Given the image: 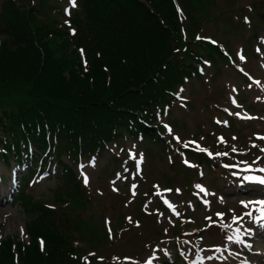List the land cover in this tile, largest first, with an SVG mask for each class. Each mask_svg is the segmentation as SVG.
<instances>
[{
  "label": "rangeland",
  "instance_id": "obj_1",
  "mask_svg": "<svg viewBox=\"0 0 264 264\" xmlns=\"http://www.w3.org/2000/svg\"><path fill=\"white\" fill-rule=\"evenodd\" d=\"M14 2L32 5L41 23L52 21L47 16L56 23L68 16L83 22L84 0H75V7L70 0ZM176 2L184 23L181 45L191 38L212 40L225 59L205 56L210 57L200 78L180 90L182 99L160 120L159 144L125 138L101 157L82 163L79 176L90 202L87 208L71 206L76 211L70 214L67 247L74 264H264V221L255 220L260 206L242 204L264 199V185L243 180L264 176L259 171L264 168V0ZM8 41L0 34V44ZM43 42L56 58L69 53L54 36ZM62 75L68 79L67 71ZM24 99L11 92L1 95L9 104ZM8 180L4 192L12 191V197L24 184L23 193L43 204H65L57 201V179L47 173L30 185L31 179L23 183L18 177L14 186ZM7 196L2 200L0 192V240L13 235L26 242L23 209ZM233 217L243 219L233 223ZM237 235L242 243L227 239Z\"/></svg>",
  "mask_w": 264,
  "mask_h": 264
},
{
  "label": "trees",
  "instance_id": "obj_2",
  "mask_svg": "<svg viewBox=\"0 0 264 264\" xmlns=\"http://www.w3.org/2000/svg\"><path fill=\"white\" fill-rule=\"evenodd\" d=\"M83 5V22L72 19L71 36L53 20L41 23L33 7L6 1L0 10V33L9 39L0 44V160L6 166L56 164L57 201L65 203L48 207L19 196L28 242L4 237L0 264H74L67 247L70 214L76 211L71 206L87 208L90 202L78 164L101 156L124 134L157 139L152 126L177 88L200 76L197 67L206 55L219 53L195 38L181 45L184 23L176 0ZM48 35L62 40L66 50L82 47L85 64L75 50L56 58L44 46ZM10 92L24 101H2Z\"/></svg>",
  "mask_w": 264,
  "mask_h": 264
},
{
  "label": "snow or ice",
  "instance_id": "obj_3",
  "mask_svg": "<svg viewBox=\"0 0 264 264\" xmlns=\"http://www.w3.org/2000/svg\"><path fill=\"white\" fill-rule=\"evenodd\" d=\"M70 2H71V4H72L73 7L76 6V4H75V0H70ZM66 11H67V10H66ZM73 34H74V33H73ZM198 39H199V37H198ZM241 59H244V57L241 56ZM165 127L168 128L167 125H165ZM168 130L171 132V129H170V128H169ZM260 138H261V139H264V137H260ZM175 139L177 140L178 143L180 142L179 137H176ZM184 146L187 147L188 145L185 144ZM199 150H200V151H206L205 149H202V148H200ZM233 151H235V149H233ZM262 151H264V149H262ZM209 155H211V153H209ZM224 155H226V153H225ZM131 158L134 159V160L137 159L135 155H133ZM93 163H94V161H93ZM142 163H143V154H140V157H139V159L137 160V171H138V172L140 171V165H141ZM185 163L187 164L188 162L185 161ZM190 166H191V165H190ZM259 171H260V172H264V168L259 169ZM243 180H244V181H247V182H250V183H258V184H260V185H264V176H262V177H256V176H245V177H243ZM84 182H85L86 185L88 184V177H87V176L84 177ZM135 188H136V185H133V195H135ZM197 188H199L200 191L205 192V194H207L206 190H205L202 186L197 185ZM167 191H171V190L169 189V190H167ZM177 191H179V190H177ZM165 203L168 205V207H169L170 209H173V211H174V207H173V205H171L167 200H165ZM250 203H255V204H258V205L260 206V207H259L260 216L255 218L256 222H257V223H260L261 221H264V199H262V200H258V201H254V202H251V201H250V202H248V203H244V202H242L243 207H245V208H247V207L249 206ZM177 214H178V213H177ZM217 215L220 216L221 219H222V214H219V213H218ZM245 215L251 218V217L253 216V213H252V212H247V213H245ZM129 219H130V218H129ZM209 219H211V218H209ZM242 219H243V217H233V223H237V222H239V220H242ZM262 226H264V225H262ZM224 227H225V228H228V227H230V225H224ZM237 231H238V230H237ZM249 231H251V230H249ZM227 239H228L229 241H232L233 239H235V242H237V243H242V241H241V239H240V237H239L238 235L235 236V238H234L233 236H228ZM41 246H42V250H43V241H41ZM217 251H219V249H217ZM208 259L210 260V259H212V257H208ZM149 264H151V262H149Z\"/></svg>",
  "mask_w": 264,
  "mask_h": 264
},
{
  "label": "bare ground",
  "instance_id": "obj_4",
  "mask_svg": "<svg viewBox=\"0 0 264 264\" xmlns=\"http://www.w3.org/2000/svg\"><path fill=\"white\" fill-rule=\"evenodd\" d=\"M246 244H247V245H250V242H247Z\"/></svg>",
  "mask_w": 264,
  "mask_h": 264
}]
</instances>
